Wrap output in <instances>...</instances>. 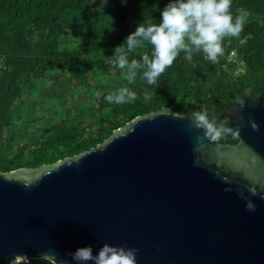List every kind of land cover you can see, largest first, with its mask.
<instances>
[{"label":"water","instance_id":"water-1","mask_svg":"<svg viewBox=\"0 0 264 264\" xmlns=\"http://www.w3.org/2000/svg\"><path fill=\"white\" fill-rule=\"evenodd\" d=\"M243 100L241 112L233 99L213 114L243 124L234 144L196 150L202 131H187L191 117L161 107L94 149L0 170V264L44 253L76 264L69 253L104 244L138 249L136 264H264V101ZM245 148L259 157L248 178L237 170L251 164Z\"/></svg>","mask_w":264,"mask_h":264},{"label":"trees","instance_id":"trees-1","mask_svg":"<svg viewBox=\"0 0 264 264\" xmlns=\"http://www.w3.org/2000/svg\"><path fill=\"white\" fill-rule=\"evenodd\" d=\"M105 2L0 0L2 172L94 149L115 129L161 107L190 117L204 108L216 117L213 114L237 97L264 101V0H232L233 17L240 7L251 15L238 37L224 39V55L216 62L202 52H194L188 61L180 52L154 85L142 77V70L129 83L126 70L105 57H111L143 19L159 23L170 0H107L100 7ZM144 52L151 56L152 46L130 53L129 59H139ZM122 87L135 91L137 99L110 104L105 97ZM249 88L251 95L245 96ZM219 142L234 144L237 139Z\"/></svg>","mask_w":264,"mask_h":264},{"label":"clouds","instance_id":"clouds-1","mask_svg":"<svg viewBox=\"0 0 264 264\" xmlns=\"http://www.w3.org/2000/svg\"><path fill=\"white\" fill-rule=\"evenodd\" d=\"M107 2V0H106ZM103 3L100 7H104ZM232 0H170L160 12V22L156 23L152 17L143 19L137 24L135 31L130 33L121 45L116 46L111 57H105L114 66L125 69V79L129 83L135 82L137 75L142 70V77L149 85L156 84L158 78L167 68L173 65L180 52L185 53V60H192L194 52H202L209 61L216 62L218 57L223 56L225 48L222 42L226 37H238L244 30L246 19L251 13L244 7L236 9V15L231 13ZM152 46L151 56L144 52L139 59H129V54L143 48L145 45ZM101 93L97 91L95 96L99 99ZM245 96L251 95V89H247ZM105 99L110 104L123 105L134 102L137 99L135 91L122 87L118 91L108 94ZM236 112L244 109V100L237 97ZM191 123L187 131L193 128L201 130L202 135L196 136V150L204 147L203 141L215 144L227 137L239 138L242 123H235L229 127V118L219 119L210 116L209 111L201 108L193 111ZM249 125L253 131H258L257 124L250 118ZM249 154L251 164L243 160L238 161L237 170H243L246 178L249 177L248 169L259 164V157L251 149L245 148ZM223 155V154H221ZM226 180V178H222ZM25 187H30L26 185ZM253 195H257V188L246 186ZM231 191V189H225ZM246 200V209L255 211L254 203L239 193ZM264 199V196L261 197ZM138 249L126 246L113 247L104 244L95 255L91 246L78 248L74 253H69L76 264H136ZM28 260L27 257H24ZM47 264H58L56 257L44 253L40 257ZM9 264H12L10 261ZM66 264V262H59Z\"/></svg>","mask_w":264,"mask_h":264},{"label":"rangeland","instance_id":"rangeland-1","mask_svg":"<svg viewBox=\"0 0 264 264\" xmlns=\"http://www.w3.org/2000/svg\"><path fill=\"white\" fill-rule=\"evenodd\" d=\"M18 259H14V260H12L11 262H12V264H15V263H18Z\"/></svg>","mask_w":264,"mask_h":264},{"label":"built area","instance_id":"built-area-1","mask_svg":"<svg viewBox=\"0 0 264 264\" xmlns=\"http://www.w3.org/2000/svg\"><path fill=\"white\" fill-rule=\"evenodd\" d=\"M18 260H19V259H18ZM23 261H27V260H19L18 263L23 262ZM18 263H15V264H18Z\"/></svg>","mask_w":264,"mask_h":264},{"label":"flooded vegetation","instance_id":"flooded-vegetation-1","mask_svg":"<svg viewBox=\"0 0 264 264\" xmlns=\"http://www.w3.org/2000/svg\"><path fill=\"white\" fill-rule=\"evenodd\" d=\"M231 144V143H230Z\"/></svg>","mask_w":264,"mask_h":264}]
</instances>
